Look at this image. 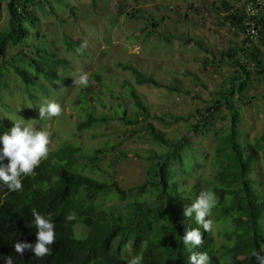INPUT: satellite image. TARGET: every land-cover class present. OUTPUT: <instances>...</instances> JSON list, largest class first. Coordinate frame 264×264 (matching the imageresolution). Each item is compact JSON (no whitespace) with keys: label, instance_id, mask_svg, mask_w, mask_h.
I'll list each match as a JSON object with an SVG mask.
<instances>
[{"label":"trees","instance_id":"16d2710c","mask_svg":"<svg viewBox=\"0 0 264 264\" xmlns=\"http://www.w3.org/2000/svg\"><path fill=\"white\" fill-rule=\"evenodd\" d=\"M2 1L7 3L10 16L9 28L0 33V60H7L9 47L19 50L9 65L22 82L37 115L38 97L34 91L44 95L48 85L62 80V74L70 67L67 60L54 57L39 29L41 15H56L53 2L61 0H0V5ZM230 1L221 0L226 25L242 38L226 55L227 64L235 71L190 133L202 132L221 109L227 112L228 129L218 133L214 140L212 154L216 161L212 171L195 176L194 161L185 157V150L191 145L190 135L179 141L169 140L150 122L154 117L149 107L128 82L124 83L123 95L109 91L119 102V107L111 111L112 118L102 114L97 117L96 106L91 105L94 100L89 99L83 86L75 100L76 110L83 111L78 132L106 126L117 118L133 129V136H146L153 147L159 148L151 149L145 159L146 180L141 186L122 189L113 178L115 172L110 163L101 164L99 155L106 152V145L94 155H87L82 147L70 142H62L55 150L48 145L47 158L31 175L22 177V190L9 191L0 182V257L12 256L14 264H128L135 256L141 257V264H188L193 252H207L210 264H261L264 192L252 179L260 155L254 143L245 141L240 129L242 112L230 98L248 92L254 79L264 77V18L256 27L257 35L249 36V18L239 7L242 0ZM34 39H43L45 46L33 45ZM63 43L67 51L82 53L83 42L65 38ZM120 66L132 76L136 86L161 87L137 67ZM96 80L103 85L102 77L97 76ZM125 99L131 101V115ZM13 122L0 116V135L10 130ZM261 138L264 140V135ZM262 162L264 165V154ZM7 163L4 159L3 164ZM202 190L212 191L217 197L211 217L214 228L209 232L201 228V245L189 250L184 248L181 238L185 229L198 226L184 212ZM33 208L50 215L55 224V243L43 258L35 257L30 250L16 253L13 247L18 241L36 242ZM69 215L71 220L67 219Z\"/></svg>","mask_w":264,"mask_h":264},{"label":"rangeland","instance_id":"374dc122","mask_svg":"<svg viewBox=\"0 0 264 264\" xmlns=\"http://www.w3.org/2000/svg\"><path fill=\"white\" fill-rule=\"evenodd\" d=\"M53 7L56 15H41L39 29L54 57L67 60L70 67L62 74V80L48 85L44 95L34 93L38 97L37 109L45 101H52L60 104L61 113L43 120L34 114L33 103L9 65L19 50L9 47L7 60H0V73L4 71L0 75V116L12 121L20 117L32 120L36 130L47 126L51 150L62 142H70L82 147L87 155H94L106 145V152L99 155L102 166L110 163L115 172L113 178L122 189L141 186L146 180L148 152L159 148L153 147L146 136H133V129L117 118L106 126L78 132L83 111L76 110L75 100L83 86L74 81L81 74H88L86 93L94 100L91 105L96 106L97 117L102 114L108 118L114 117L111 111L119 107L109 91L123 95L124 83L128 82L149 107L155 119L150 122L169 140L179 141L200 124L201 113L212 106L227 77L233 76L235 68L227 64L226 55L242 38L226 25L221 0H61L53 2ZM9 16L7 3L2 1L0 33L9 28ZM65 38L83 42L82 53L67 51ZM32 43L45 46L43 39ZM130 64L152 76L161 87L136 86L132 76L120 66ZM97 76L102 77L103 85L98 84ZM104 86L108 90L103 92ZM169 87L175 90L170 91ZM125 101L131 115V101ZM230 101L242 112L240 129L245 141L254 143L260 155L252 179L264 192V77L254 79L248 92L237 94ZM209 123L202 132L189 136L191 145L185 150L186 160L194 161L197 177L212 171L216 161L212 154L215 137L229 125L225 109L216 112Z\"/></svg>","mask_w":264,"mask_h":264},{"label":"clouds","instance_id":"9594fccd","mask_svg":"<svg viewBox=\"0 0 264 264\" xmlns=\"http://www.w3.org/2000/svg\"><path fill=\"white\" fill-rule=\"evenodd\" d=\"M88 74L83 73L77 80L76 85L87 86ZM41 120L59 116L61 113L60 104L52 101H45L38 107ZM32 120L26 121L22 117L13 122V127L0 135V182L9 191L22 190V177L29 176L34 169L39 166L41 160L46 159L49 152L50 132L45 126L42 130H36L31 124ZM7 159L8 163L3 164ZM217 204V197L212 191H201L190 207L185 209L184 215L189 219H194L198 227L185 229L181 238L186 249H193L202 243V233L211 231L214 228V221L211 218L213 209ZM33 224L36 229V242H15L13 244L16 253L23 254L25 250H30L35 257L43 258L50 254L51 245L55 243V224L50 215H43L35 208L31 209ZM67 219L71 220L69 215ZM3 264H14L12 256L0 257ZM128 264H141V257L135 256L128 260ZM188 264H210V257L207 252H193L188 258ZM264 264V260H261Z\"/></svg>","mask_w":264,"mask_h":264},{"label":"built area","instance_id":"2783aa9c","mask_svg":"<svg viewBox=\"0 0 264 264\" xmlns=\"http://www.w3.org/2000/svg\"><path fill=\"white\" fill-rule=\"evenodd\" d=\"M242 7L249 18V36L257 35V25L264 18V0H242Z\"/></svg>","mask_w":264,"mask_h":264}]
</instances>
